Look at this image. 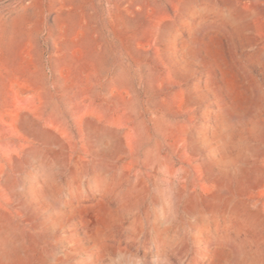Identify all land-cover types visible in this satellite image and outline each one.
Returning <instances> with one entry per match:
<instances>
[{
    "label": "rangeland",
    "instance_id": "rangeland-1",
    "mask_svg": "<svg viewBox=\"0 0 264 264\" xmlns=\"http://www.w3.org/2000/svg\"><path fill=\"white\" fill-rule=\"evenodd\" d=\"M0 264H264V0H0Z\"/></svg>",
    "mask_w": 264,
    "mask_h": 264
},
{
    "label": "bare ground",
    "instance_id": "bare-ground-1",
    "mask_svg": "<svg viewBox=\"0 0 264 264\" xmlns=\"http://www.w3.org/2000/svg\"><path fill=\"white\" fill-rule=\"evenodd\" d=\"M101 231V230H100Z\"/></svg>",
    "mask_w": 264,
    "mask_h": 264
}]
</instances>
